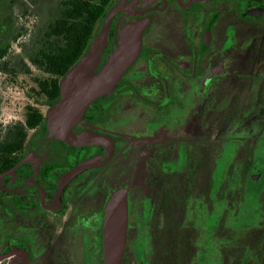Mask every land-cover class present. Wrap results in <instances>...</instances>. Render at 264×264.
Returning a JSON list of instances; mask_svg holds the SVG:
<instances>
[{"label": "flooded vegetation", "instance_id": "1", "mask_svg": "<svg viewBox=\"0 0 264 264\" xmlns=\"http://www.w3.org/2000/svg\"><path fill=\"white\" fill-rule=\"evenodd\" d=\"M147 1L114 0L106 18L117 12L96 71L115 48L122 27L149 17L141 52L122 85L93 103L72 130L108 138L112 153L102 145L72 146L52 137L45 115L47 133L32 130L33 139L0 167V264H103L105 209L119 188L129 190L128 204L141 211L137 201L143 192L150 191L153 199L152 225L146 220L142 227L143 221L129 212L126 250L130 244L135 256L145 244L164 246L161 237L179 232L175 224L184 216L181 205L197 199L208 156L227 170L231 160L222 156L227 148L235 158L229 168L251 178L249 192L264 189V158L255 156L257 141L264 137L249 143L254 138L237 131L239 124L264 121V78L223 75L227 61L241 52L251 61L264 57L263 34L246 40L237 36L238 30L250 35L264 25V0H227L221 6L214 0ZM255 89L256 101H246L244 110L241 95ZM192 127L195 134H189ZM80 165L88 167L63 181ZM223 179L222 172L210 189L223 194ZM174 240L171 235L166 248L173 249ZM201 250L194 248L195 255Z\"/></svg>", "mask_w": 264, "mask_h": 264}, {"label": "rangeland", "instance_id": "2", "mask_svg": "<svg viewBox=\"0 0 264 264\" xmlns=\"http://www.w3.org/2000/svg\"><path fill=\"white\" fill-rule=\"evenodd\" d=\"M60 1L0 0V53L6 51V53H2L3 59H0L1 138L5 136V129L9 125L25 121L29 106L39 108L46 116L50 111L46 106L35 105V102L28 97L31 89L35 88V77L40 76L42 78V74L30 66L28 52L31 44L38 38L45 25L56 15ZM147 2L149 3L151 0ZM227 3V0H214L213 2L214 5L218 6ZM150 21L151 18L148 17L143 19L140 24L147 27ZM258 32L260 33L258 34ZM100 33H98L97 39ZM224 33V30H219L217 37L221 39ZM262 34L264 36V25L256 28L250 35L244 30H238L237 32V36L241 40H246L248 36L254 37ZM5 63H9L8 68H11V70L5 71L3 69ZM25 66L30 67V73H24ZM223 75H245L246 78L258 81L264 78V57L251 61L247 54L241 52L237 58L227 61V69L226 72H223ZM255 85L260 86L262 84L255 83ZM241 96L242 104L245 106L244 110H246V107L248 108L246 101L249 103L256 101V89L251 90L250 95L244 94ZM191 129L189 134H195L192 133L194 128ZM238 130L239 133L245 134L247 138H254L247 142L256 143L258 136L264 137V121L258 119L249 126L239 124ZM28 135L27 141H31L34 132L30 131ZM214 137L215 135H213ZM134 142L138 143L135 139ZM226 142L230 141L226 139ZM257 142H259V146L256 144L255 156L264 158V139ZM191 149L195 150L196 148L192 147ZM223 155L231 160L227 170L223 171V168H221L222 163H215L212 156L209 155L205 164L206 167L203 168L204 170L198 178L199 187L196 189L197 194H195L197 199L194 202L189 200L185 205H181L184 214L183 220L179 221L178 219L175 224V227H179V232L174 230L171 234L172 238L177 239L179 245L177 260L169 256L168 243L171 239L170 235L165 239L168 244L167 248L164 244V246L158 245L153 249L151 246H147L145 241L141 242L142 245L145 244V247L141 246L140 251L133 258V264H141V262L144 264H193L194 261L200 260H205L209 264H221L220 260L228 261L229 258H232L236 249L241 252L240 256L235 253L239 264H247L246 260H249V264H264V189H259L261 194L258 197L249 192L246 187L249 181L245 174L238 169L229 168L235 166L232 149L227 148L225 153H222ZM221 160L223 162L225 157H222ZM222 172L226 187L222 190L223 194H219L217 191L215 193V189L214 191L210 189L212 187L210 182L211 180L212 182L216 181ZM110 184L109 181L107 187ZM240 186L243 187L238 188ZM203 191L206 193L205 197H202ZM137 205L142 207L144 211L138 210L134 204L130 206L129 203L130 214H135L143 221V223L140 222L142 227H144L146 220L148 221L147 224L152 225V213L154 212L152 193L147 191V194H144L143 192L142 199L137 201ZM220 218L222 219L221 224ZM180 228L184 229L181 230ZM192 247L199 249L202 247L201 255L197 253L196 256ZM187 250L191 252L194 259L191 254L187 256ZM259 258H261V263Z\"/></svg>", "mask_w": 264, "mask_h": 264}, {"label": "water", "instance_id": "3", "mask_svg": "<svg viewBox=\"0 0 264 264\" xmlns=\"http://www.w3.org/2000/svg\"><path fill=\"white\" fill-rule=\"evenodd\" d=\"M116 12L113 11L106 18L100 36L92 42L90 51L62 78L60 100L50 108L47 115L52 137L72 146L102 145L109 149L110 154L113 149L108 138L91 131L74 135L72 130L82 121L94 102L115 91L140 55L146 25L140 24L142 20H137L122 27L115 48L101 69L96 71ZM86 167L88 166H78L63 181L73 178ZM128 192L126 188H119L111 194L107 202L103 226V264L123 262L129 224Z\"/></svg>", "mask_w": 264, "mask_h": 264}, {"label": "trees", "instance_id": "4", "mask_svg": "<svg viewBox=\"0 0 264 264\" xmlns=\"http://www.w3.org/2000/svg\"><path fill=\"white\" fill-rule=\"evenodd\" d=\"M113 4L114 0L60 1L56 15L45 25L38 38L31 44L28 52L30 66L42 74V78L40 76L35 77V88L28 93V97L35 100V103L39 104L44 101L47 107L52 108L60 100L62 78L90 51L92 42L96 39L100 26H103ZM2 53H6V51ZM2 53H0L1 60L3 59ZM8 64L5 63V67H3L5 71L11 70L8 68ZM25 67L24 73H30V67ZM122 83L123 80L118 87ZM107 96L101 97L96 102L102 101ZM88 112L90 113V110ZM99 116H101L100 113ZM42 128L47 133L45 115L39 108L29 106L25 121L9 125L5 129V136L0 137V167H6L9 163L7 160L14 153L23 149L30 131L42 130ZM248 181L251 182L250 177H248ZM262 181H264V177H262ZM251 193L258 197L260 190H252ZM165 239V237H161L163 245L166 244ZM173 245L174 251L169 249V256L175 259L178 256L176 250L179 247L177 239L174 240ZM235 253L238 256L241 255V252L236 249L232 258H229V262L234 259L235 261L238 260ZM133 258V250L131 245H128L122 264H133ZM259 261L262 262L261 258Z\"/></svg>", "mask_w": 264, "mask_h": 264}]
</instances>
